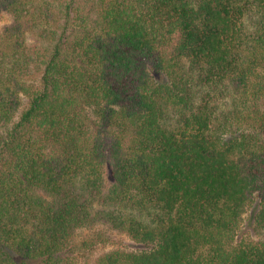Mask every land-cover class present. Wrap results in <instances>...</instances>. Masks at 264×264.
Instances as JSON below:
<instances>
[{
	"label": "trees",
	"instance_id": "16d2710c",
	"mask_svg": "<svg viewBox=\"0 0 264 264\" xmlns=\"http://www.w3.org/2000/svg\"><path fill=\"white\" fill-rule=\"evenodd\" d=\"M0 11V264H74L99 222L146 248L97 264H264V0Z\"/></svg>",
	"mask_w": 264,
	"mask_h": 264
},
{
	"label": "rangeland",
	"instance_id": "374dc122",
	"mask_svg": "<svg viewBox=\"0 0 264 264\" xmlns=\"http://www.w3.org/2000/svg\"><path fill=\"white\" fill-rule=\"evenodd\" d=\"M9 22L8 15L0 11V27L9 24ZM107 166L109 168L108 164ZM107 181L110 183V180ZM255 194L256 202L245 213L237 240L257 241L264 237L255 222L259 203L257 193ZM145 248V244L135 241L125 232L113 228L108 223L99 222L93 227L79 229L73 237L67 253L74 264H97L99 257L104 252L116 249L141 250Z\"/></svg>",
	"mask_w": 264,
	"mask_h": 264
}]
</instances>
